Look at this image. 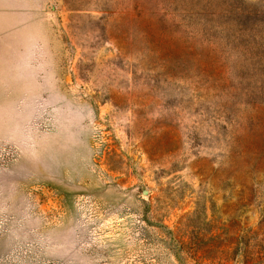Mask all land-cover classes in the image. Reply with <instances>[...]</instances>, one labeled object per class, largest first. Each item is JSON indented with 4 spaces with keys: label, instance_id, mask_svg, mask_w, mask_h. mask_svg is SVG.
<instances>
[{
    "label": "rangeland",
    "instance_id": "obj_1",
    "mask_svg": "<svg viewBox=\"0 0 264 264\" xmlns=\"http://www.w3.org/2000/svg\"><path fill=\"white\" fill-rule=\"evenodd\" d=\"M0 264H264V0H0Z\"/></svg>",
    "mask_w": 264,
    "mask_h": 264
}]
</instances>
